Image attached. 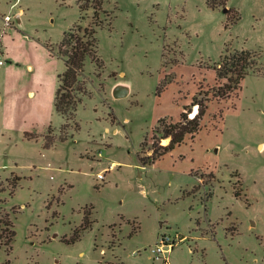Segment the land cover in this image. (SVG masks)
Here are the masks:
<instances>
[{
    "label": "rangeland",
    "instance_id": "1",
    "mask_svg": "<svg viewBox=\"0 0 264 264\" xmlns=\"http://www.w3.org/2000/svg\"><path fill=\"white\" fill-rule=\"evenodd\" d=\"M81 4L0 0V264H264V0H102L103 67L85 59L87 94L68 120L54 109L58 48L91 23ZM227 49L260 61L221 101ZM195 95L211 97L200 130L143 166ZM161 240L171 248L152 254Z\"/></svg>",
    "mask_w": 264,
    "mask_h": 264
},
{
    "label": "trees",
    "instance_id": "2",
    "mask_svg": "<svg viewBox=\"0 0 264 264\" xmlns=\"http://www.w3.org/2000/svg\"><path fill=\"white\" fill-rule=\"evenodd\" d=\"M79 8L84 11L81 0ZM83 1V0H82ZM85 1V0H84ZM89 2V0H87ZM228 0H206V5L211 9L225 8ZM93 16L90 24L84 28H78L79 34L64 33L63 39L59 44L58 54L64 61L65 70L58 76V87L54 96V109L62 117L70 120L75 115L77 106L81 103V96L87 94L88 79L83 75V67L86 58H90L97 67V75L103 67V62L97 54V29L105 24L110 25V15L102 8V0H91ZM89 7V5H88ZM227 20L229 23H235L239 17L238 13L233 8L226 9ZM69 35V36H68ZM260 61V54L248 49H227L225 54L220 58V62L214 68L216 86L212 89V97L217 100H227L231 95L242 90L244 78L253 70L256 69ZM225 80L224 83H221ZM211 97L209 95L202 99H198L195 95L191 101V106H197L196 115L187 119L186 113L182 112L179 121L171 123L163 127L161 135L164 139H169L165 146H159L158 149H153L151 156L147 159L140 158L139 161L143 166L148 163H153L167 152L174 149L176 146L184 142L187 136H193L201 128V122L204 118L208 103ZM183 110H187L185 107ZM112 116V121L115 117ZM162 121L159 120V124ZM52 143L47 140V145ZM90 222L88 217H85L81 230L89 227ZM9 228L8 236L4 245L10 250V244L14 237L13 223L7 221ZM79 230V231H81ZM76 232V233H79ZM0 236V242H1ZM76 234L72 240L78 239Z\"/></svg>",
    "mask_w": 264,
    "mask_h": 264
},
{
    "label": "built area",
    "instance_id": "3",
    "mask_svg": "<svg viewBox=\"0 0 264 264\" xmlns=\"http://www.w3.org/2000/svg\"><path fill=\"white\" fill-rule=\"evenodd\" d=\"M10 20L9 16H5L4 17V21L8 22ZM3 60L1 59V55H0V66L3 65ZM98 179H103V176L101 174H99L97 176ZM171 248V246L168 243H165V240H161L160 243L158 244V246L155 249L151 250L152 254L155 253H165L167 252L169 249ZM155 258H159V256H155Z\"/></svg>",
    "mask_w": 264,
    "mask_h": 264
},
{
    "label": "water",
    "instance_id": "4",
    "mask_svg": "<svg viewBox=\"0 0 264 264\" xmlns=\"http://www.w3.org/2000/svg\"><path fill=\"white\" fill-rule=\"evenodd\" d=\"M119 86H122V87H119V88H123V87L125 88L124 93L121 94V95H119V94H117V92H116L117 90L114 89L115 91L113 90V96H114V97L127 96L128 93H129V88H128L129 86L127 85V83H122V84H120Z\"/></svg>",
    "mask_w": 264,
    "mask_h": 264
},
{
    "label": "bare ground",
    "instance_id": "5",
    "mask_svg": "<svg viewBox=\"0 0 264 264\" xmlns=\"http://www.w3.org/2000/svg\"><path fill=\"white\" fill-rule=\"evenodd\" d=\"M197 109H194L193 113L191 114L190 117H193L194 115H196ZM165 142V141H164Z\"/></svg>",
    "mask_w": 264,
    "mask_h": 264
},
{
    "label": "crops",
    "instance_id": "6",
    "mask_svg": "<svg viewBox=\"0 0 264 264\" xmlns=\"http://www.w3.org/2000/svg\"><path fill=\"white\" fill-rule=\"evenodd\" d=\"M16 17H18V15H17ZM120 84H122V83H120ZM120 84L117 83V84L115 85L114 89L117 88V86H118V87H122V86H119Z\"/></svg>",
    "mask_w": 264,
    "mask_h": 264
},
{
    "label": "flooded vegetation",
    "instance_id": "7",
    "mask_svg": "<svg viewBox=\"0 0 264 264\" xmlns=\"http://www.w3.org/2000/svg\"><path fill=\"white\" fill-rule=\"evenodd\" d=\"M121 89H125V88L123 87V88H121Z\"/></svg>",
    "mask_w": 264,
    "mask_h": 264
}]
</instances>
